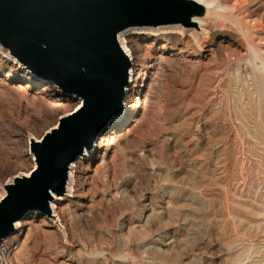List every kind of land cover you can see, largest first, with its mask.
Returning a JSON list of instances; mask_svg holds the SVG:
<instances>
[{"label":"rangeland","instance_id":"374dc122","mask_svg":"<svg viewBox=\"0 0 264 264\" xmlns=\"http://www.w3.org/2000/svg\"><path fill=\"white\" fill-rule=\"evenodd\" d=\"M231 6L245 34L212 23L124 36L144 79L125 113L136 98L140 107L107 149L94 148L57 225L42 211L19 221L23 233L4 239L8 264H264V0ZM1 48L3 199L11 178L32 175L30 141L78 103L29 84Z\"/></svg>","mask_w":264,"mask_h":264},{"label":"water","instance_id":"95a60500","mask_svg":"<svg viewBox=\"0 0 264 264\" xmlns=\"http://www.w3.org/2000/svg\"><path fill=\"white\" fill-rule=\"evenodd\" d=\"M206 8L193 0H0V47L82 108L32 152L37 169L7 189L0 210V244L28 213H51L66 192L69 166L125 113L133 63L119 43L133 30L198 25ZM35 177V178H34ZM24 191L20 195V190Z\"/></svg>","mask_w":264,"mask_h":264},{"label":"bare ground","instance_id":"6f19581e","mask_svg":"<svg viewBox=\"0 0 264 264\" xmlns=\"http://www.w3.org/2000/svg\"><path fill=\"white\" fill-rule=\"evenodd\" d=\"M193 1H195V2L199 3L200 5L204 6L206 8V11H207L206 15L204 17L195 18L194 19V22L198 25L199 30L201 29L203 31V33L208 31L207 29L210 26V24L214 23L216 25H225V26L228 24V25H230V26H232L234 28L240 29V31L245 34L246 30H245L244 19H246V18H244V19L240 18L241 9H239V7H236V6H231V0H210L209 3H205V2H203L201 0H193ZM233 5H235V4H233ZM263 19H264V17H263ZM167 28H175V27H168L167 26V27H160V28H156V29H141V30H143V31L149 30L151 32L153 30H162V29H167ZM131 32H133V30H130V31H127V32L121 34L120 37H119V43H120L122 49L125 51V53H127V55L129 56L131 61L134 62V58L132 56V53L129 51V48H128L129 46H127L126 45V41L123 40L124 36L128 35ZM1 49L3 51H5L3 48H1ZM5 52H6V54L5 53H3V54H5L7 56V58H8V60H10L13 64H15L18 67V70L24 71L30 76V77H28L29 84H31L33 86H37L39 84V81L36 78V76L30 75V71L29 70H27L23 65H21L15 58H13L9 54V52H7V51H5ZM13 81H19V79L16 78V79H13ZM141 82L143 83L144 79L141 77L140 70H138L136 74H134V71L132 70V72H131V84H130L128 90H127V97L131 96L132 93H137V90H139ZM51 103L54 106L56 105V107H58L60 109H67L69 107V104H68L67 101L58 100L56 97L51 100ZM77 103H78L77 106L75 108H73V110L71 111L72 113L63 115L60 118L59 124L56 125V128H54L51 131H49L48 133H46L44 135V137L40 141H38V140L36 141L35 139H32L30 141L31 142V154L30 155H31V159L34 162V166H33L34 170L33 171H35L36 168H37V159H36L35 154L32 152L33 144L42 142L50 133H52L54 130L58 129V127L61 124L62 119L68 118V117L72 116L73 114H75L76 112H78L82 108V101H78ZM139 107H140V103L138 102V98H136V102L133 103V105L130 106V108L126 111V113L123 116V118H117V119L114 120L113 128L111 129V134H113V135L110 136L108 134L107 136L102 137L98 141V144H94V147H92L91 150H86L85 151L83 156H81L82 158L80 157L81 159H77L76 161H74L73 163L70 164V166H69V175H68L69 177H68V182H67V187H66V193L62 197H55V199L50 204L51 213H50V215L48 217V220L53 225H57L59 223V213L62 212V206L60 204L63 203L67 198L73 197V193H74L75 187L77 185L76 182H77L78 176L84 170V165L87 164V162L91 161L94 158V156L91 155L94 152V148L97 150L95 152V155H97L98 152L100 150H102L103 148L107 149L108 148V144L110 142H112V140H113V136L116 135L118 133V131L123 126L126 125V123L128 122V120H129V118L131 116V113L135 112ZM28 147L30 148V145H28ZM26 177H29L28 174H27V176H25L23 174L22 175L21 174L20 175L17 174V176H14L13 178H11L9 180V183L5 186L6 194H7V189H8L9 186L15 184V182H17L19 179L26 178ZM15 228H16V234L17 235H21L23 233L25 227L22 224V222H17L15 224ZM11 242H12V239L10 238V239L4 240L0 244V264H8L9 263V260H10V257H11L10 255L13 252V249L10 247Z\"/></svg>","mask_w":264,"mask_h":264},{"label":"snow or ice","instance_id":"6c2138e0","mask_svg":"<svg viewBox=\"0 0 264 264\" xmlns=\"http://www.w3.org/2000/svg\"><path fill=\"white\" fill-rule=\"evenodd\" d=\"M180 2H184V0H180ZM38 174H39V170L37 169L36 170V175H38ZM19 194L20 195H23L24 194V191L21 189L20 192H19ZM13 195H14V193H12L10 191L8 195H6L2 200H0V210L3 209L4 205L7 204L10 199H12V196Z\"/></svg>","mask_w":264,"mask_h":264}]
</instances>
